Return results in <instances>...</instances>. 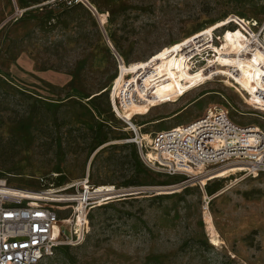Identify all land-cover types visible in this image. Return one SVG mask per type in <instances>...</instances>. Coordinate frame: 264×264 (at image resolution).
I'll list each match as a JSON object with an SVG mask.
<instances>
[{"label": "rangeland", "instance_id": "obj_1", "mask_svg": "<svg viewBox=\"0 0 264 264\" xmlns=\"http://www.w3.org/2000/svg\"><path fill=\"white\" fill-rule=\"evenodd\" d=\"M47 1L0 0V179L39 189L88 174L129 196L90 214L81 245L39 264H264V175H169L125 143L122 118L158 133L216 106L264 131V68L245 52L244 20L261 25L264 0H91L100 20ZM135 93L114 110L117 94Z\"/></svg>", "mask_w": 264, "mask_h": 264}, {"label": "built area", "instance_id": "obj_2", "mask_svg": "<svg viewBox=\"0 0 264 264\" xmlns=\"http://www.w3.org/2000/svg\"><path fill=\"white\" fill-rule=\"evenodd\" d=\"M46 4L81 6L100 20V12L91 0H49ZM22 14L17 8L15 16ZM244 20L253 30L246 54L260 53L264 57V20L261 25L255 19ZM115 56L119 63L122 58L117 52ZM260 66L264 68V62ZM138 99L136 93L126 98L117 94L114 110L119 113V107L122 110ZM125 121L132 133L125 143L145 151V160L169 175L216 166H244L249 176L254 171L264 175V131L256 125H237L223 108L210 107L192 122L158 133L144 134L142 127ZM100 190L88 174L64 185L39 189L10 186L7 180L0 179V264H39L62 247L81 245L91 232L90 214L115 199L127 197L124 192L113 195ZM80 217L83 223L79 232L72 222L76 220L77 225Z\"/></svg>", "mask_w": 264, "mask_h": 264}, {"label": "bare ground", "instance_id": "obj_3", "mask_svg": "<svg viewBox=\"0 0 264 264\" xmlns=\"http://www.w3.org/2000/svg\"><path fill=\"white\" fill-rule=\"evenodd\" d=\"M256 57V63L257 64H261L264 62V60H262L258 54L255 55ZM212 107V106H211ZM225 107V106H224ZM122 118H124L125 120H128L130 121L131 123L134 124L133 121H131L128 117L126 116H122ZM142 128H146V125H143ZM143 130V129H142ZM150 141V138H146ZM244 167V166H242ZM89 168V173H90V169L91 167H88ZM244 169L246 170V167H244ZM198 171H201V170H204V168H198L197 169ZM197 170H193L191 171V173L189 172V175H188V178H194L195 179H199L198 177H196V175L194 174L195 171ZM253 171V170H252ZM207 173V172H206ZM260 173L254 171V175L253 176H256V175H259ZM249 176V175H248ZM252 176V175H250ZM193 179V180H195ZM99 187L101 188V190L99 192H108L109 194H113V195H116V194H119V191L116 187H114L113 185H99ZM227 190L224 189L223 191L219 192L218 194L215 195L216 196H219V195H222L226 192ZM125 194V193H124ZM126 195V194H125ZM71 222V221H70ZM74 227L77 229V231H81L82 229V223H83V218L80 217V219H78V222H77V225H76V220L72 222ZM206 224H207V234H208V237H209V240H210V243L215 245V246H218L222 243V240H221V236L218 232V230L216 229L215 225H214V222H213V218H212V215L211 214H206Z\"/></svg>", "mask_w": 264, "mask_h": 264}, {"label": "crops", "instance_id": "obj_4", "mask_svg": "<svg viewBox=\"0 0 264 264\" xmlns=\"http://www.w3.org/2000/svg\"><path fill=\"white\" fill-rule=\"evenodd\" d=\"M166 119H169V118H166ZM162 120H164V119H162Z\"/></svg>", "mask_w": 264, "mask_h": 264}, {"label": "water", "instance_id": "obj_5", "mask_svg": "<svg viewBox=\"0 0 264 264\" xmlns=\"http://www.w3.org/2000/svg\"><path fill=\"white\" fill-rule=\"evenodd\" d=\"M129 195H127V197H128Z\"/></svg>", "mask_w": 264, "mask_h": 264}]
</instances>
